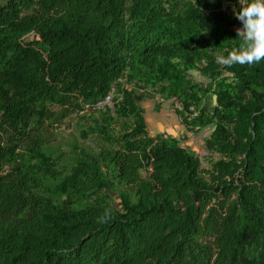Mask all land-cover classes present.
I'll list each match as a JSON object with an SVG mask.
<instances>
[{
    "label": "trees",
    "instance_id": "trees-1",
    "mask_svg": "<svg viewBox=\"0 0 264 264\" xmlns=\"http://www.w3.org/2000/svg\"><path fill=\"white\" fill-rule=\"evenodd\" d=\"M229 2L0 0V264H264V60H227ZM156 96L209 128L207 168L147 132Z\"/></svg>",
    "mask_w": 264,
    "mask_h": 264
},
{
    "label": "clouds",
    "instance_id": "clouds-1",
    "mask_svg": "<svg viewBox=\"0 0 264 264\" xmlns=\"http://www.w3.org/2000/svg\"><path fill=\"white\" fill-rule=\"evenodd\" d=\"M231 10L239 22L235 32L236 37L242 38L243 47L232 51L227 60L241 64L264 60V0H235Z\"/></svg>",
    "mask_w": 264,
    "mask_h": 264
},
{
    "label": "rangeland",
    "instance_id": "rangeland-1",
    "mask_svg": "<svg viewBox=\"0 0 264 264\" xmlns=\"http://www.w3.org/2000/svg\"><path fill=\"white\" fill-rule=\"evenodd\" d=\"M153 102L154 103H158V102L161 103V108L159 109V111L155 112L152 108L149 109V106L152 105ZM176 103H178V102L176 101ZM142 105H143L144 109L146 108L147 115H149L152 112L155 113L150 119L151 122H159V118L156 116V114L160 113V112L163 114L164 110L168 111V109H169V111H168L169 114H167V116L174 114L173 111L171 112L172 106H169L168 102L162 103L158 96H156V100L145 101L142 103ZM71 119H73V118H71ZM71 119L65 120L62 124L58 125L57 127L53 126L51 128H47V131L45 133H43V134H46V137L48 138L47 139L48 145L54 151H56L55 153L60 154V152H61L62 155L64 153V156L62 157V160L64 162H65V158H67L66 155L72 154L73 147L75 145H77L78 143H80L81 141H83V139H80L79 128L76 127L75 119L74 120H71ZM209 133H210L209 128H207V130H203L194 136H192V134H190V136H191L190 145H192L191 147L193 149H195V151L197 153H199L198 156L200 158L202 168L208 167V160L210 158L211 159L216 158V155H214V156L209 155L208 156V152L203 147L201 148L200 144H196V143H198L196 140L200 139L201 136H203V135H205L207 137ZM86 141H88V140H86ZM188 143H189V141H188ZM207 157H209V158H207ZM113 196H114L113 198H114V202H115L116 206L118 205L117 207L120 208V206H119V204L121 202L120 199L114 194H113Z\"/></svg>",
    "mask_w": 264,
    "mask_h": 264
},
{
    "label": "crops",
    "instance_id": "crops-1",
    "mask_svg": "<svg viewBox=\"0 0 264 264\" xmlns=\"http://www.w3.org/2000/svg\"><path fill=\"white\" fill-rule=\"evenodd\" d=\"M177 105L179 104L177 103ZM151 108L154 110V102L152 103V105L149 106V109ZM145 111L146 108L144 109L143 117H144L146 129L148 130L147 132L151 134L150 136L154 137L157 134H164L168 137L175 138L180 141V144L183 148H187L189 149V151L194 152L197 155L199 154L195 151V149L191 147L192 145H190V140H191L190 134H192V136L196 134L189 133L188 130L180 123V118L177 117L175 113L167 116V114H169L168 112L169 109L168 111L164 110L163 114L161 112L156 114V116L159 118V122H151L150 119L155 113L152 112L149 115H147V111L146 112ZM207 137L205 135L201 136L200 139L196 140L198 142L196 144H200V147L201 148L203 147L205 149V139Z\"/></svg>",
    "mask_w": 264,
    "mask_h": 264
},
{
    "label": "built area",
    "instance_id": "built-area-1",
    "mask_svg": "<svg viewBox=\"0 0 264 264\" xmlns=\"http://www.w3.org/2000/svg\"><path fill=\"white\" fill-rule=\"evenodd\" d=\"M235 2H229V3H225L221 6V10L226 11L227 13H232L231 10V6L232 4H234ZM201 63L204 64V61L202 60ZM224 76L226 77H231L232 75L230 73H225ZM203 106V104L200 106V108ZM112 108V96L111 95H107L105 97V99L102 102L97 103L96 107L97 109H103V108ZM85 109L87 111H90V109L88 108V106H85ZM189 111L192 113L193 116H196L199 112V110H197L194 106L189 107Z\"/></svg>",
    "mask_w": 264,
    "mask_h": 264
},
{
    "label": "water",
    "instance_id": "water-1",
    "mask_svg": "<svg viewBox=\"0 0 264 264\" xmlns=\"http://www.w3.org/2000/svg\"><path fill=\"white\" fill-rule=\"evenodd\" d=\"M215 99H216V96H213V97H212V100H213L214 102H215Z\"/></svg>",
    "mask_w": 264,
    "mask_h": 264
}]
</instances>
